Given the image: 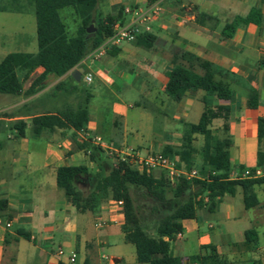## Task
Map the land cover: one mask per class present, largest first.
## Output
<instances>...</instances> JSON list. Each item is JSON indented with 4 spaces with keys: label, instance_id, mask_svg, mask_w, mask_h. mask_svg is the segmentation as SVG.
Segmentation results:
<instances>
[{
    "label": "crops",
    "instance_id": "obj_1",
    "mask_svg": "<svg viewBox=\"0 0 264 264\" xmlns=\"http://www.w3.org/2000/svg\"><path fill=\"white\" fill-rule=\"evenodd\" d=\"M158 1L161 2L162 12L152 23L153 47L145 49L134 42H122L109 46L116 50L113 55L108 53L109 48L99 58L90 57L89 53L75 66L83 68L80 81L86 72H92V81L96 83L93 89L86 86L74 89V82L77 81L71 76L72 68L59 76L48 73L32 93L14 95L12 101L0 107V220L11 223L9 229L0 227V264H26L34 259L36 264H75L77 261L79 264L124 263L127 255L122 250L113 256L99 254V247L117 238L123 245L129 243L120 229L123 223L121 204L107 199L94 211L81 212L56 184V169L62 165H83L87 168L88 174L80 177L76 184L89 182L92 174L98 171L97 161L90 158L84 149L83 142L87 139L81 129L52 127L33 134L29 124L33 116L54 113L66 105L77 106L88 97L89 120L84 129L100 135L108 143L141 150L143 144L137 143L138 137L128 131L132 121L126 107L116 100L104 108L95 103L112 88L121 90L119 82L138 89L140 97L145 100L142 103L141 98L136 99L127 107L142 105L153 113L152 117H148L150 125L146 140L149 145L146 152H161L166 145L178 147L184 124L197 123L207 107L213 114L210 128L222 137L226 125V133L232 139L229 148L230 177H248L242 175L245 170H259L258 176L264 174V166L256 165L257 150L264 149V132L259 139L257 130L258 118L264 119V2ZM151 4V0H99L96 12L100 18L112 15L117 18L115 22L125 24L133 19L137 10H146ZM252 7L260 9L262 21L259 24L240 23L230 38L222 39V27L236 16H245ZM198 11L215 16L218 19L216 26L210 28L208 24H198ZM66 12L69 10L63 11L64 14ZM65 21L68 33L74 34L77 19L70 14ZM176 47L232 73L236 79H228V82L233 98L218 100L209 97L205 106L204 91L197 89L186 91L179 101L172 100L164 88L167 72L173 66L171 49ZM36 50L37 47L34 51L15 52L34 53ZM42 71V67H37L24 81L23 90L28 89ZM58 83L70 88L71 93L67 97L54 90ZM247 87L258 93V104L254 109L247 106ZM219 104L227 106L228 110L218 109ZM154 115L158 117L153 118ZM138 119L142 121L141 115ZM15 120L26 121L23 136L16 135L17 130L12 124ZM199 138L202 139V136L195 134L194 142ZM254 192L259 202L250 208L244 207L240 187L234 194L219 196L211 212L220 219V230L199 232L197 216L182 220L180 236L170 242L171 254L180 257L181 264H198L192 256L204 254L201 247L211 244L216 249V257L210 258L209 264H264V199L258 197V193L264 196V187L255 186ZM236 194L241 204H236ZM199 212L202 216L209 214L205 208L199 209ZM90 218L105 220L104 229L97 231ZM208 228H213V225L208 224ZM16 229L29 233L31 239L17 236ZM248 229L256 233L251 241L245 240L244 233ZM185 235H188L186 239ZM55 239H60L61 244L53 250L49 246ZM62 246L68 251L65 256L57 253ZM72 253L75 260L69 262L68 257ZM130 256L129 264H147L136 260L135 249Z\"/></svg>",
    "mask_w": 264,
    "mask_h": 264
},
{
    "label": "trees",
    "instance_id": "obj_2",
    "mask_svg": "<svg viewBox=\"0 0 264 264\" xmlns=\"http://www.w3.org/2000/svg\"><path fill=\"white\" fill-rule=\"evenodd\" d=\"M32 7L35 20L37 50L30 52H9L0 60V93L20 95L34 91L48 73L62 75L78 65L89 53L95 50L106 37L113 33L115 16L98 17L96 8L99 0H25ZM264 2V0H262ZM18 0H11L12 8L0 7V11H20ZM68 9L69 12L63 13ZM72 14L78 21L74 34L67 31V15ZM93 21L96 27L94 35L87 38L86 28ZM218 19L204 11H198L196 22L210 28L216 26ZM262 21V13L258 7H252L245 16H236L226 23L220 30L222 39L230 38L240 24ZM137 46L149 49L154 46L155 37L150 33H142L133 41ZM110 49V50H109ZM107 51L113 55L116 50L110 47ZM173 66L167 72L165 93L174 101H179L188 90L201 89L204 91L203 102L206 106L208 98L231 100L233 91L228 79L235 80V76L212 62L203 60L191 52L178 47L172 48ZM185 63H184V62ZM43 71L36 76L28 89L23 90V83L37 68ZM73 81L72 78H70ZM63 83L54 86L60 91ZM74 89H78L74 85ZM70 90V88H68ZM67 89V90H68ZM88 97L77 106L66 105L54 113L33 116L29 124L33 134L43 128H72L82 129L86 126L88 116ZM258 104V93L247 87V106L251 109ZM218 109L228 110L225 105H217ZM213 117L211 109L205 107L197 123H185L181 143L178 147L166 145L161 153L176 159V165L185 170L197 169L198 177L190 180L180 178L170 181L163 171L157 175L153 171H139L126 161H115L105 172V152L99 146L88 140L84 149H89L90 158L97 161L98 171L92 174L93 185L87 193L76 188L80 177L88 174L83 165H62L56 169V184L63 190L71 203L78 211H94L107 199L121 201L123 223L120 226L126 242L135 249V258L138 262L147 264H181V258L170 252V242L178 233L182 232V220L193 219L199 209L205 208L211 212L215 208L219 196L234 194L237 187L242 190L243 204L250 208L258 204L254 192L255 186L264 187V174L245 178H231V162L229 148L232 139L226 133L224 125L222 137L210 128ZM13 127L18 136L24 135L26 121L15 120ZM2 121H0V128ZM258 137L261 139L264 132V119L257 120ZM202 136V144L197 149L194 145V135ZM200 156V161L194 160V154ZM256 165L264 166V149L259 148L256 154ZM129 186L141 188L145 195L156 202L159 208L166 201V193L172 191L170 210L158 217L154 234H149L141 226L138 213L129 192ZM245 240L255 239L253 229L245 231ZM16 235L27 240L29 233L16 229ZM204 254L192 256L198 264H209V259L216 257L214 245H203Z\"/></svg>",
    "mask_w": 264,
    "mask_h": 264
},
{
    "label": "rangeland",
    "instance_id": "obj_3",
    "mask_svg": "<svg viewBox=\"0 0 264 264\" xmlns=\"http://www.w3.org/2000/svg\"><path fill=\"white\" fill-rule=\"evenodd\" d=\"M18 1V6L22 7L20 11H12L10 9L0 11V60L5 54L9 52H15L17 50L34 51L37 47L35 20L32 12V7L29 4H26L25 0ZM12 6H15V4L11 5V0H0V7L12 8ZM23 44H25V46ZM106 58L107 57H104L103 59ZM89 61L94 60L90 59ZM74 84L80 88L86 86L90 89H93L96 85L95 80H91L89 83H87L84 82L83 79L80 82H74ZM118 85L122 88L121 90L112 88L110 93L106 92V94H104L105 96L102 95L100 96V98H97V102L95 103L104 108L110 106L111 102L113 100H116V102H118L121 106L126 107L127 111L129 112V120L132 121V125H129L128 131H130L132 135H136L138 137L137 143L143 144V148L140 151L142 154H145L147 151L146 146L149 145L148 140H146V137L148 135L146 131L150 125V120L148 117L149 115H151L152 117L153 113L148 108H145L142 105L127 107L128 104H131L136 99L138 100L141 98L142 103L145 100L140 97L141 92L138 89H132V87L125 86V84H123L122 82H119ZM67 89L68 87H66V85L64 84L60 90L62 94L65 95V97H67L71 93V91ZM14 98V95L0 93V107L9 103ZM93 103L94 102L92 101L91 104L93 105ZM166 112L168 113L169 110H166ZM140 115L142 117V121H139L138 119V116ZM154 117L158 116L154 115L153 118ZM136 128L138 130L137 133L135 132ZM201 140L202 139L199 138L194 142V145L197 149H199V147L201 146ZM134 143L135 142L133 141L132 144ZM104 156L106 165L104 167L105 172H107L115 163V161L107 154H104ZM195 156L196 161L198 162L200 160L199 153H196ZM154 173L158 174L159 172L155 171ZM93 182L94 181L91 179L89 182L76 184V188L80 189L83 193H87L91 189ZM129 192L133 199L135 209L138 213V218L140 219L141 226L147 231V233L154 234L158 217L170 210V201L173 198L172 191H167L166 201L163 202L159 208L157 207L156 202L145 195L141 188L129 186ZM258 197L262 200L264 199V196H261L259 193ZM235 202L236 204H241V199L238 194L235 195ZM196 216L198 218L199 232L209 233L211 231H217L221 229L220 219H218L217 215L212 214V212H209L208 216H202V214L198 210ZM97 220L103 219L99 218L93 220L92 218H90L91 224L95 223V221ZM208 224L213 225V228H208ZM94 228L97 231H101L104 229V224L100 227L95 226ZM187 236L188 235H185L184 238L186 239ZM59 240L55 239L53 244H51L49 247L53 250H56L58 245L61 244V240ZM173 244L174 243H171L172 247H174ZM61 249L63 250L62 256L68 254V251L64 246H62ZM119 250H122L127 255L124 257L123 264H129V259L131 257L130 254L134 253V247L131 243L123 245L122 242L118 241V238L116 239V241H112L111 243L99 247V254L113 256L116 255ZM36 262V259H34L26 264H36ZM75 264H79V261H77V263Z\"/></svg>",
    "mask_w": 264,
    "mask_h": 264
},
{
    "label": "built area",
    "instance_id": "obj_4",
    "mask_svg": "<svg viewBox=\"0 0 264 264\" xmlns=\"http://www.w3.org/2000/svg\"><path fill=\"white\" fill-rule=\"evenodd\" d=\"M151 6L146 10H137L134 13L133 19L129 23L121 24L115 22L113 24V33L105 38V40L89 55L93 58L101 57L110 45H118L122 42H133L137 36L142 33H147L151 31L152 23L157 19L158 15L162 12L161 2L158 0H151ZM126 12H130L126 9ZM85 82L89 83L92 80V72L88 71L83 75ZM81 132L83 136L93 145L99 146L105 154L112 157L114 161H126L139 171L145 170L146 172H151L154 170L163 171L168 179L172 182L184 178L190 180L193 177H198V171L195 168L190 170H185L182 167L176 165V159L169 155H164L160 151H149L142 154L137 148L130 146H119L114 143H108L100 135L89 133L88 130L82 128ZM86 153H89V149H85ZM260 174L259 170L249 171L245 170L242 174L243 176H258ZM122 204L121 201H118ZM105 220L95 221V225L100 227L105 224ZM0 227L4 229H9L11 223L9 221H1ZM180 236V233L177 234ZM58 255H63V250L61 248L57 251ZM75 260V254L72 253L68 257L69 262Z\"/></svg>",
    "mask_w": 264,
    "mask_h": 264
},
{
    "label": "water",
    "instance_id": "obj_5",
    "mask_svg": "<svg viewBox=\"0 0 264 264\" xmlns=\"http://www.w3.org/2000/svg\"><path fill=\"white\" fill-rule=\"evenodd\" d=\"M96 27L94 26L93 21L86 28V37L89 38L94 35ZM83 71L82 67H74L71 71V76L75 81H80V76Z\"/></svg>",
    "mask_w": 264,
    "mask_h": 264
}]
</instances>
